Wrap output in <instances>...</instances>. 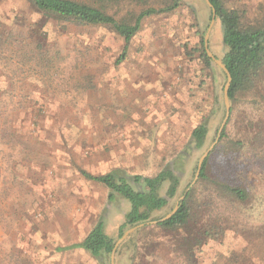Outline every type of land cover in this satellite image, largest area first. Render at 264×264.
Wrapping results in <instances>:
<instances>
[{
    "label": "rangeland",
    "instance_id": "rangeland-1",
    "mask_svg": "<svg viewBox=\"0 0 264 264\" xmlns=\"http://www.w3.org/2000/svg\"><path fill=\"white\" fill-rule=\"evenodd\" d=\"M223 2L246 24H264V0ZM125 5L112 12L125 14ZM207 35L222 59L223 25L218 17L212 24L206 0L146 18L125 53L111 26L59 21L31 0H0V264H100L64 248L100 219L117 240L130 204L109 202V189L82 172L153 176L167 166L178 167L176 196L136 242L120 245L115 263L141 264L146 253L149 264H264V80L230 100L219 137L227 75L204 60ZM203 121L205 142L189 152ZM212 146L206 176L196 179ZM219 182L246 189L247 199ZM186 192L189 222L157 227Z\"/></svg>",
    "mask_w": 264,
    "mask_h": 264
},
{
    "label": "trees",
    "instance_id": "trees-1",
    "mask_svg": "<svg viewBox=\"0 0 264 264\" xmlns=\"http://www.w3.org/2000/svg\"><path fill=\"white\" fill-rule=\"evenodd\" d=\"M37 9L59 21H68L93 26H111L125 42L124 52L128 45L141 30L143 21L154 15L168 13L176 10L183 0H31ZM216 9L223 25V43L227 51L222 58L232 75L229 97L231 102L243 93L257 90L264 80V24H246L242 15L236 9L225 7L223 0H210ZM123 4L127 11L119 15L114 13V8H121ZM207 64L213 59L203 53ZM232 111V109H231ZM209 131L206 121L198 124L191 133L188 151L201 148ZM226 135V128L222 137ZM181 156L186 154L181 153ZM208 158L203 164L200 179H204ZM175 167L167 166L153 176L141 174L129 175L122 168H115L107 173L93 174L83 171V176L103 184L109 189L108 200L115 203L119 199L130 204L129 211L125 214L124 222L119 228V236L127 229L153 219V214L168 206L174 198L181 182L180 175ZM168 184L165 194L161 193L164 185ZM221 191L233 196L239 201L248 197L247 190L227 183H218ZM190 192L180 205L177 212L168 220L160 222L157 227L163 230H176L185 226L192 216L188 204ZM161 219V218H160ZM139 229L131 234L126 242H136V236L145 231ZM211 237V233L209 234ZM115 239L105 230V221L100 219L80 242L73 243L64 249H83L89 252L100 264H106L111 257ZM118 248L116 255L119 253ZM148 254L144 253L139 259L141 264H149ZM135 260V259H134Z\"/></svg>",
    "mask_w": 264,
    "mask_h": 264
},
{
    "label": "water",
    "instance_id": "water-1",
    "mask_svg": "<svg viewBox=\"0 0 264 264\" xmlns=\"http://www.w3.org/2000/svg\"><path fill=\"white\" fill-rule=\"evenodd\" d=\"M206 1H207L208 5L212 9V24H213V22L216 19V9L213 6V4L210 2V0H206ZM205 46H206L208 55L225 71V73L227 75V82H226L225 87H224V98H225V104H226V116H225V119H224V121H223V123L221 125V128H220V131H219V137H220L221 136V133L223 132V130H224V128H225V126H226L229 118H230V115H231V105H230L229 90H230V87H231L232 75H231L229 69L227 68V66L225 65V63L223 62V60L217 58L214 54H212L209 51V49H208V35L205 38ZM212 148H213V146L200 159L199 166H198V170H197V174H196V179L200 176L201 171H202L203 164H204L206 158L208 157V155H209V153H210V151H211ZM186 196H187V192L182 197L181 201L175 206V208L169 214H167L166 216L162 217L161 219H159L157 221H154L153 223L157 224V223H160V222H163V221H166V220L170 219L177 212V210L179 209L180 205L182 204V202L184 201V199L186 198ZM143 225H144V223H141V224L135 225V226L127 229L115 241L114 248H113V251H112V254H111V264H116L115 263V257H116V253H117V250L120 247V245L123 242H125L127 240V238L131 234H133L137 229H139Z\"/></svg>",
    "mask_w": 264,
    "mask_h": 264
}]
</instances>
